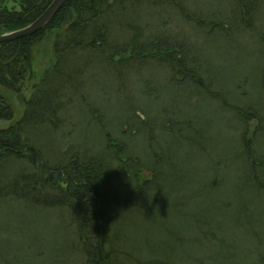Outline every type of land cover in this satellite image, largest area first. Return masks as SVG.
<instances>
[{
  "label": "rangeland",
  "instance_id": "374dc122",
  "mask_svg": "<svg viewBox=\"0 0 264 264\" xmlns=\"http://www.w3.org/2000/svg\"><path fill=\"white\" fill-rule=\"evenodd\" d=\"M188 1L201 12L202 9L196 6L199 1L206 8V18L213 17L219 19L218 22H205L203 27L199 26L202 34L192 33V36H197L190 38L189 44L186 41L187 53L179 52L181 58L177 57V53L173 60L159 56L154 59L164 60L165 65L127 69L124 72L125 76L147 75L156 79L161 88L141 84L135 94L138 100L127 102L133 87L123 80L122 75L112 73L110 65L99 59L97 54L95 60L88 62L87 74H84L85 78L92 77L85 87L78 86L79 90L84 88L74 98L76 107L68 109L67 101L61 103L64 90L74 93L77 89L75 84L71 87L62 80L64 83L61 86L54 77L47 86L51 98L42 99L43 104L38 111L40 115L36 116L37 121L44 125L46 122L43 120L50 118L51 113L56 112L60 104L63 105L67 126L53 131L54 134L51 128H47L48 139L51 145L57 147V141L51 137L59 133L65 152L74 145L79 167L88 162L84 158L94 155L105 157L114 166L112 161L115 162L118 150L124 151H121L124 154L122 159L127 157V151L133 157L146 158L142 151L143 143L136 142L144 135L140 134L141 130L138 131L139 125H153L150 134L145 135L150 142L153 139L163 147L161 152L169 149L170 155L166 159L162 156L161 160L156 159L160 153L154 155L155 163L152 167L148 166L149 173L145 174H136L137 168L133 172L115 168L120 173L114 177L115 181L110 180L114 186L112 191L119 195L123 192L132 194L129 197L132 205L121 204V209L117 204L111 205L113 211L110 215L107 213L106 227L103 226L107 239H102L104 235L96 231V235L93 233L95 236L88 241L85 231L76 228L71 210H67L69 206L46 210L47 206L43 209L31 204L3 203L0 206L3 222L0 226V260L3 261L0 264H4L6 259L9 264H18L15 257L18 254H11L12 246L8 247L9 250L5 248L6 240L23 246L26 240L25 250L18 255L21 256L19 264H93L94 260L92 262L84 254H88L87 248H92L94 242V246L103 247V251L112 247L117 251L123 248L128 252L138 251L139 262L132 261L131 264H171L167 262L168 254L172 256L176 253L182 255L181 261L186 264H213L212 261L214 264H258L261 259L264 260V21L257 20V28L255 23L238 31L230 28V22L227 27L224 26L226 18L223 14L228 12L231 0ZM107 4L115 5L117 0H108ZM10 6L16 5L10 3ZM143 6L148 8L149 3ZM262 7L264 3L258 9ZM215 8L220 9L216 11V16L212 11ZM121 9L117 10L120 12ZM173 16L177 22L168 23L167 20ZM261 17L264 19V12ZM185 18L179 12L172 13L157 18L156 24L160 23L159 26L165 27L166 31H175L179 37V32L187 31L192 24ZM120 27V24L114 25L113 29ZM21 28L6 30L2 34ZM149 32L153 33L151 29ZM56 36V32H51L44 40L38 39L32 44L30 66L22 73L26 76L20 86H11L13 89L0 86L3 100L13 114L12 120L0 118V129H7L25 115L33 93L42 86L43 77L54 68L58 59L54 45ZM121 59L117 57L114 61ZM172 62L179 66V70L173 71L179 79L171 78L172 82L169 80L165 87L158 78L163 79V73L172 68ZM211 73L214 74L210 76ZM186 74L187 77L180 78ZM222 74L229 78L222 94L217 95V87L216 91H212L213 87L200 83L203 80L201 77ZM101 78L104 86L99 84ZM125 79L128 80V77ZM219 79L220 87H223L224 78ZM132 81L137 83L140 80L136 78ZM102 93L108 98H104ZM42 107H45L44 117L41 115ZM135 129L137 131L133 133ZM28 143H31L30 140ZM185 149H188L190 164L187 158L179 168L171 165V156L179 159ZM9 160L0 165V176L10 171L7 166L16 168L21 163ZM172 162L176 163V160ZM66 164L68 162L52 174L44 165L29 169L37 172L38 184L49 178L55 188L50 195L57 196L72 183L71 163ZM79 179L77 175L75 183L78 184ZM86 180L83 179L84 182ZM173 180L177 190L172 189L176 186ZM159 182L160 188L156 187ZM107 185L112 188L110 182ZM107 185L105 188L109 190ZM191 195L196 197V201L189 199ZM115 218L125 225L119 221L114 226L110 219ZM115 230L119 231L118 236L114 234ZM110 238L112 242H109ZM183 248L182 254L183 251L179 250ZM129 253L133 255V252ZM170 259L173 261V257ZM119 264H122L120 260Z\"/></svg>",
  "mask_w": 264,
  "mask_h": 264
},
{
  "label": "trees",
  "instance_id": "16d2710c",
  "mask_svg": "<svg viewBox=\"0 0 264 264\" xmlns=\"http://www.w3.org/2000/svg\"><path fill=\"white\" fill-rule=\"evenodd\" d=\"M52 1L0 0V34L6 30L21 28L32 23L47 9ZM107 1L67 0L47 25L38 32L13 41L0 43V86L8 89H13L11 86H20L21 82H23V77L26 74L22 73L30 66V53L33 50L32 44L36 43L38 39L44 40L48 33L56 32L57 36L55 37L54 45L58 54L57 63L54 65V68L43 77L42 86H39L37 91L33 93L31 101L29 100L30 104L25 115L10 124L7 129H0V165L3 161H10L9 159H15L21 162L16 168L14 166H7V169L10 171L0 176V206L5 202H9L31 204L43 209H45L43 206L46 205L48 207L46 210H54L55 208H67L72 205L71 208L78 215L76 222L78 229L85 230L87 228L84 227H90L93 219L97 221V218H102V212H105V216L109 213V210L111 213L113 211L111 209L112 204L132 205L129 202L131 200L129 197H132V194L123 192L122 195H119L113 192L112 189H114V186L110 180L115 181V179L107 178L108 181H106L101 174L97 173L106 167L112 169L115 167V164L111 166V162L105 157L94 155L84 158L88 160V162L86 160L83 162H86V169L77 171L73 165L78 154L76 147L71 145L70 150L63 151V140L62 136L58 137L59 133L51 137L57 141V147L50 144L47 128H51V132L54 134L53 131L62 127L64 128L67 125H65V109L60 103L58 110L52 112L50 118L48 117L43 120L46 122L44 125L37 121L36 116L40 115L38 111L43 104L42 99L51 98V93L47 86L55 79L54 77L57 78L61 86L64 83L62 80L71 87L75 84L77 88L75 92L64 90L62 93V101H60L61 103L67 101L69 103L68 109L76 107L74 102L76 94L79 95L92 77L91 75L86 78L84 77V74H87L88 62L95 60V55L98 54L100 55L99 59L110 65L112 73L122 75L123 80L133 87L131 88V95L129 96L131 99L139 92V90L134 89V83L131 85L132 80L143 77L151 79V77L147 75L137 76V74L125 76L124 72L126 73L127 69H147L148 67H152V62L157 61L154 58H158L159 56H162L161 58L164 59L173 60V56L177 53V57L181 58V52L187 53L185 47L187 45L186 41L189 44L190 38H196L197 35L202 34L199 26L203 27L205 22H209L210 24L216 23L218 20H215L213 17L207 19L206 8L199 1H197L196 6L202 9L201 12L195 6L191 5V1L189 2L188 0H149L150 2H144L142 0H131L130 2L128 0H117V4L115 5H108ZM10 3H14L16 6L11 7ZM146 3H149L148 8L143 6ZM261 3H264V0H231L228 2L229 8L227 9V13L232 11L231 7L234 11L244 12L248 14L247 18L254 25L257 20L260 22L264 21L261 17L264 12V7L258 9ZM117 9H121L122 11L120 12L122 13ZM224 10L227 11L226 8ZM212 11L215 12V15L220 9L215 8ZM177 12L185 15V20L192 23L187 31L183 30L179 32V37L175 31H166L164 29L165 27L162 25V27L159 26L160 23L156 24L157 18ZM174 16L170 17L171 19L168 18V23L177 22ZM162 19L161 24H163ZM70 22H72V25H69ZM193 23L198 24L196 26ZM119 24L121 25L119 29H113L114 25ZM255 25L257 28V23ZM234 27L235 25L231 21L230 28ZM149 29L153 33L150 34ZM194 32H198V34L192 36ZM88 55L91 56H89V59H87ZM117 57L123 59L114 61ZM126 77H128V80L125 79ZM168 77L174 79L173 76L167 75ZM151 80L155 81L156 79ZM99 84L104 86L102 78ZM143 84L153 87L150 81ZM79 85L80 87H84L79 90ZM68 92L70 93L66 95ZM102 95L104 98L107 97L104 93ZM3 99L4 96L0 93V118L12 120V111L6 100ZM130 99L127 102L130 103ZM45 107H42V117H44L43 111ZM30 126L31 128H28ZM27 128L30 129L33 136L27 131ZM31 137L34 138L33 141ZM28 140L32 144L28 143ZM25 146H27V149ZM44 147L45 151H43ZM121 151L124 153L123 150H118L116 153L122 156L123 153L121 154ZM128 152H125V154ZM44 155H46V158H44ZM181 156L185 160L189 158L190 164L188 149L181 151ZM89 161H91L90 165L88 164L90 163ZM66 162L68 164L71 163L69 168H72L73 171V174L70 172V175L73 177L72 183L63 194L57 196L50 195L55 188L52 182H49V178L48 180L47 178L45 179L46 182L42 181L38 184L39 176L37 172L29 169V167L34 166L35 168L44 165L45 169L50 170L52 174L53 171L58 172V167H61ZM112 162L114 163V161ZM154 163L152 162L148 166L152 167ZM66 166L65 169L67 170ZM123 168H126V165ZM77 175L80 177L78 184L75 183ZM84 178L87 179V182L83 181ZM109 182L112 185L111 189L107 185ZM106 185L109 190L105 188ZM174 185H176L175 181ZM173 188L177 190L178 186H173ZM18 199H21V201H17ZM98 213L100 214L98 215ZM110 217H113V215ZM117 219H110V222L114 225V223L118 224L119 221H122H117ZM100 221V228L97 227V229L104 235L102 239H107L108 237H106L105 229L103 228V226L106 227L107 217L105 220L100 219ZM1 222L0 217V226L3 225ZM121 223L125 225L123 221ZM114 234L118 236L119 231L115 230ZM94 236L92 235V238ZM111 240L110 238L109 242H112ZM25 241H23L24 246L21 243L15 245L12 240H6L4 244L7 245L5 248L8 250V247L12 246L11 254L17 253L19 255L26 248ZM12 244H14L15 251H13ZM112 249L116 251H99V249L94 248L92 245V248H87L88 254L84 255L92 260V262L94 260L93 264H106L105 262L108 264H119V260L122 264L139 262L138 251H129L133 252V255H131L124 248L119 249V251L115 247H112ZM146 253L148 254V251ZM18 255L15 257L19 264L21 262V256L19 257ZM181 256L177 253L172 256L168 254L169 259L167 262L171 264H186L181 261ZM170 257H173V261ZM0 261L2 262L3 259ZM8 261L6 259L3 263L9 264ZM96 261L97 263H95ZM212 262L214 264V261ZM86 263L91 264V262ZM258 264H264V260L261 259V262H258Z\"/></svg>",
  "mask_w": 264,
  "mask_h": 264
},
{
  "label": "bare ground",
  "instance_id": "6f19581e",
  "mask_svg": "<svg viewBox=\"0 0 264 264\" xmlns=\"http://www.w3.org/2000/svg\"><path fill=\"white\" fill-rule=\"evenodd\" d=\"M231 10L232 11H230L229 13H224L223 14V16H224V18H226V25H224L225 27H227L228 25H227V23L228 22H230L231 23V21L234 23V25H235V29H237L238 31H240V30H242L243 28H245V27H252L251 25V23H250V20L247 18V16H248V14H246V13H244V12H239V11H234L233 10V8L231 7ZM236 14V15H235ZM219 20V19H218ZM247 25H249V26H247ZM220 28V27H219ZM224 28V27H223ZM220 30V29H219ZM220 31H222V30H220ZM164 59V58H163ZM157 65H160V66H162V65H165L164 64V60L162 61V60H157V62H153L152 63V67H155V66H157ZM178 65L176 64V63H174V62H172V68L169 70V69H167V71H165V73H163V79L162 78H158V80H162L163 82H164V85H165V87H166V84L167 83H169L168 81L170 80L171 82H172V80H171V78H167V75H169V76H173V77H179L178 75H176L173 71L175 70V69H177V70H179L178 68ZM161 71H162V68H161ZM174 73V74H170V73ZM189 73H190V70H189ZM214 73H211V75L210 76H212ZM191 76V75H190ZM210 76H207L206 75V77H201V78H203V80L200 82V83H203L204 85H208V87H213L214 89L212 90V91H216V87L218 88L217 89V95L218 94H222V89L223 88H226V82H227V84H228V82H229V78L227 77V76H223V74L222 75H215V76H213V77H210ZM185 77H187V74L185 75V76H180V78H182V79H184ZM219 78H224V82H225V84H224V86L223 87H220V79ZM228 79L227 81H226V79ZM151 79H153V78H151ZM151 79H149V78H147V77H143V78H139V80L140 81H137V83L136 82H131V85L133 84L134 85V89H140V85L141 84H143V83H147V81H150L152 84H153V87L154 88H156V89H158V88H161V86L162 85H160L156 80L154 81V80H151ZM177 79H179V78H177ZM141 81H143V82H141ZM140 83V84H139ZM207 87V88H208ZM110 99V98H109ZM130 99V98H129ZM135 100H138V99H136L135 97H132L131 99H130V103H134L135 102ZM175 115V114H174ZM138 127V131L139 130H141L140 131V134H143L144 133V135H142L141 137H139V139H138V141H136L137 142V144H140V143H143V145H141L142 146V151H143V154L145 155L146 154V158H142L141 156H135V157H133V155L131 154V152H128V153H126V154H128L127 155V157L125 158V159H122L121 157L122 156H116V158H115V167L114 168H110V167H106V168H104V169H102V171H99V172H97L98 174H101V176H103V178L106 180V181H108L107 180V178H109V179H112V178H114V177H117V176H119V173H120V171L118 170V169H115L116 167H118L120 170H122V171H126V170H130V172H133V171H135V169H136V174L138 173V172H140V173H143V174H145V173H149V171H147V169H148V165L149 164H151L153 161H154V155H160L158 158H156V159H159V160H161L162 159V156L163 157H165V159H166V157L167 156H169L170 155V152H169V149H167V150H165V151H162L161 152V149L163 148V147H161V145L160 144H158V143H155V142H153L152 140H151V142L149 141L150 140V138L148 137V136H146L145 134H147V135H149L150 134V132H151V129L152 128H154V126L153 125H139V126H137ZM160 129V128H159ZM137 130L135 129V131L133 132V133H135ZM147 139V140H146ZM138 142H140V143H138ZM149 143H151V145L149 144ZM144 144H146V145H144ZM163 146V145H162ZM159 151V152H158ZM156 152H158V153H156ZM160 153V154H159ZM172 157V159H169V161H170V163H171V165H175V167H177V168H179V167H181V165L182 164H184V163H186V161H185V159L181 156L179 159L178 158H176V157H174V156H171ZM161 158V159H160ZM176 160V163L175 162H172L173 160ZM118 160H120V161H118ZM145 160V161H144ZM117 161H118V164H117ZM164 161V159L162 160V162ZM77 160L74 162V167H75V169L77 170V171H79V170H83V169H85L86 168V166L85 165H82V167H79L78 166V164H77ZM127 166L126 168H123L124 166ZM147 166V167H146ZM150 167V166H149ZM134 168V169H133ZM138 170V171H137ZM126 174L127 175H130L128 172H126ZM108 176V177H107ZM151 182V181H150ZM159 186V188L161 187V183L159 182L158 183V185H156V187H158ZM195 196H193V195H191V196H189V199L190 200H195ZM196 201V200H195ZM46 206V205H45ZM71 206L72 205H70L68 208H67V210L68 211H70L71 210V216H73V219H74V221H75V223L77 222V212H75L72 208H71ZM117 207L118 208H120L121 209V205H120V203H118L117 204ZM23 213H25V212H23ZM103 213V216H102V218H97L96 220L97 221H94L95 219H93L92 220V224H91V226L90 227H88V226H85L84 228H87V229H85L84 231H85V234L84 235H86L87 234V236L85 237V238H87L88 239V241H91V238H92V235H96V231H98V233L100 232L98 229H97V227H99L100 228V225H101V221H100V219H103V220H105L106 219V217H107V215L105 216V212H102ZM101 213V214H102ZM100 213H98V215H99ZM108 215H110V210H109V213H108ZM71 225H74L73 223H70ZM77 224V223H76ZM78 226V225H77ZM76 226V228H78ZM75 228V229H76ZM94 233V234H93ZM100 234V233H99ZM95 243V242H94ZM94 243L92 244L93 245V247L94 248H97V249H99V251H103V247L101 248V247H96V246H94ZM112 246V245H111ZM77 250V249H76ZM84 250H85V248H84ZM109 250L110 251H116V250H114V249H111V248H109ZM86 251V250H85ZM179 251H183L184 252V248L183 249H181V250H179Z\"/></svg>",
  "mask_w": 264,
  "mask_h": 264
},
{
  "label": "water",
  "instance_id": "95a60500",
  "mask_svg": "<svg viewBox=\"0 0 264 264\" xmlns=\"http://www.w3.org/2000/svg\"><path fill=\"white\" fill-rule=\"evenodd\" d=\"M67 0H53L47 9L29 25L7 34H0V43L31 35L41 30L61 9Z\"/></svg>",
  "mask_w": 264,
  "mask_h": 264
}]
</instances>
